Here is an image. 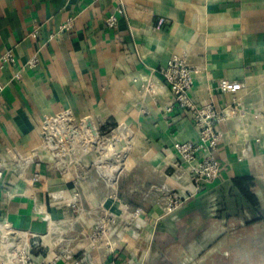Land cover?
I'll return each mask as SVG.
<instances>
[{
    "label": "crops",
    "instance_id": "obj_1",
    "mask_svg": "<svg viewBox=\"0 0 264 264\" xmlns=\"http://www.w3.org/2000/svg\"><path fill=\"white\" fill-rule=\"evenodd\" d=\"M7 52L0 222L39 239L36 262L220 264L225 235L260 218L264 0H0V57ZM173 57L193 69L196 106L237 108L218 125V177L198 191L174 168L173 144L195 141L196 129L159 73ZM221 81L242 89L223 93ZM75 135L104 142L105 153L70 164ZM238 178L250 179L254 206ZM163 190L188 198L166 213ZM57 225L75 234L54 241Z\"/></svg>",
    "mask_w": 264,
    "mask_h": 264
},
{
    "label": "built area",
    "instance_id": "obj_2",
    "mask_svg": "<svg viewBox=\"0 0 264 264\" xmlns=\"http://www.w3.org/2000/svg\"><path fill=\"white\" fill-rule=\"evenodd\" d=\"M118 12L120 13L121 10L119 9ZM116 24L117 17L115 15H111L107 18L106 25L108 27L114 29ZM12 61L13 57L11 53L7 52L0 57V67H3ZM36 64V56L32 57L27 62V66L30 68L35 67ZM159 73L169 87L174 98V103L182 109L189 110L195 120L196 140L177 141L173 144V149L178 157V161L174 168L177 172L182 170L186 171L193 183L194 190H201L202 186L213 183L218 177L219 163L215 155L218 142L220 141L218 125L232 115H236L237 108L233 103L231 106L223 109H218L213 104L196 106L189 97V92L193 87V69L190 68L181 57L171 58L166 66L159 70ZM16 78L18 79L19 76H16ZM219 89L223 93L230 91L234 93L242 88L239 83L221 81ZM2 91L3 86H0V104ZM166 110L170 111L171 107H168ZM71 134H73V132H71ZM163 192L164 193L161 197H159V201L163 205L162 208L166 213L173 212L188 198L173 191L165 190ZM101 229L102 226H99L100 231ZM9 230L12 231L10 228ZM94 235L97 238H101L100 236L102 234ZM39 244V239H34L31 241L29 247L33 246L34 248H37L39 247ZM27 259L29 262L26 264H40L30 257Z\"/></svg>",
    "mask_w": 264,
    "mask_h": 264
},
{
    "label": "rangeland",
    "instance_id": "obj_3",
    "mask_svg": "<svg viewBox=\"0 0 264 264\" xmlns=\"http://www.w3.org/2000/svg\"><path fill=\"white\" fill-rule=\"evenodd\" d=\"M105 146L104 142L97 141L96 138H92L91 143L90 141L82 143L75 135L74 143H70L67 148L70 154L68 155L70 159L67 162L72 164V162L78 161V154L83 152H90L98 156L105 153L107 149L103 148ZM108 151L112 155L113 150L110 146ZM163 191L160 197L164 193ZM259 216L260 218L256 221L235 225L233 227L235 233L225 235L220 248L222 253L219 256L220 264H264V208ZM5 229L4 224L0 222V264H26L29 262L27 259L29 257L35 260L34 253H36V250L38 253L43 250L41 244L37 248L29 247L31 240L25 238L22 233L16 231L5 232ZM52 234H57L52 240H59L65 237L62 234H75L74 226L57 225ZM224 252L226 253L224 254Z\"/></svg>",
    "mask_w": 264,
    "mask_h": 264
},
{
    "label": "trees",
    "instance_id": "obj_4",
    "mask_svg": "<svg viewBox=\"0 0 264 264\" xmlns=\"http://www.w3.org/2000/svg\"><path fill=\"white\" fill-rule=\"evenodd\" d=\"M250 181L249 178H238L233 180V185L240 190L242 197L252 206H254L253 196L245 190L246 185Z\"/></svg>",
    "mask_w": 264,
    "mask_h": 264
},
{
    "label": "bare ground",
    "instance_id": "obj_5",
    "mask_svg": "<svg viewBox=\"0 0 264 264\" xmlns=\"http://www.w3.org/2000/svg\"><path fill=\"white\" fill-rule=\"evenodd\" d=\"M6 226V225H5ZM139 226V225H138ZM9 228H10V226H6V231L5 232H9L10 230H9Z\"/></svg>",
    "mask_w": 264,
    "mask_h": 264
}]
</instances>
